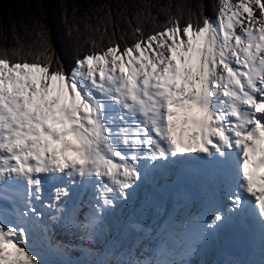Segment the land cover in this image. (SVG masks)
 <instances>
[{
	"label": "snow or ice",
	"instance_id": "6c2138e0",
	"mask_svg": "<svg viewBox=\"0 0 264 264\" xmlns=\"http://www.w3.org/2000/svg\"><path fill=\"white\" fill-rule=\"evenodd\" d=\"M198 7L147 37L137 26L131 45L110 39L70 72L44 45V60L0 56V197L25 186L19 218L0 217V264H43L29 245L47 182L96 186L87 230L139 186L140 162L206 159L227 176L229 216L254 210L264 231V0H217L215 19ZM69 195L57 187L46 206L58 215ZM229 216L213 209L201 232Z\"/></svg>",
	"mask_w": 264,
	"mask_h": 264
},
{
	"label": "bare ground",
	"instance_id": "6f19581e",
	"mask_svg": "<svg viewBox=\"0 0 264 264\" xmlns=\"http://www.w3.org/2000/svg\"><path fill=\"white\" fill-rule=\"evenodd\" d=\"M198 184H202V181L195 183V186ZM61 187L70 191L68 197H62V207L70 204L72 209H63L57 215L54 209L46 206L54 202L56 187L52 184L45 186L44 204L36 203L42 215L38 218V226L34 228V242L29 247L38 254L43 264L57 261L62 264H85L89 259L96 260L89 264H187L193 258L194 246L200 242L201 224L196 225L195 219L205 217L207 211L215 209L213 205L204 206L208 198L194 200L196 192L190 188H180L161 196L150 210H144L138 201L128 207L123 203L120 212L115 211L121 216L117 218L114 214L111 224L107 226L111 227L109 233L106 235L105 229L99 230L104 236L101 238L103 241L97 243L96 231L92 230L94 226L87 230L80 226L93 215L96 186L82 183L77 178L76 182H65ZM12 208L18 219L24 205L19 206L15 202ZM5 211L11 210L6 208ZM104 211L109 212V208ZM130 211L134 215L133 226L127 223ZM51 217L54 221L48 224ZM99 222L97 220L96 224ZM138 222L143 223L137 225ZM73 236L78 244L72 245ZM236 240L237 237L231 236L229 243H235ZM224 252L213 261L211 257L205 259L203 264H246L248 260L242 253L231 257L226 249Z\"/></svg>",
	"mask_w": 264,
	"mask_h": 264
},
{
	"label": "trees",
	"instance_id": "16d2710c",
	"mask_svg": "<svg viewBox=\"0 0 264 264\" xmlns=\"http://www.w3.org/2000/svg\"><path fill=\"white\" fill-rule=\"evenodd\" d=\"M217 0H0V56L33 61L42 45L55 56L53 68L70 72L76 59L105 49L109 40L131 45L139 26L145 37L162 30L169 11L183 25L199 15L215 19ZM172 5L168 11L165 5ZM183 5V8H181ZM46 36V44L42 39ZM19 53V55H17ZM51 54V53H49ZM59 63H56V62Z\"/></svg>",
	"mask_w": 264,
	"mask_h": 264
},
{
	"label": "rangeland",
	"instance_id": "374dc122",
	"mask_svg": "<svg viewBox=\"0 0 264 264\" xmlns=\"http://www.w3.org/2000/svg\"><path fill=\"white\" fill-rule=\"evenodd\" d=\"M237 31H239V29H237ZM62 208L65 209V210H66V209H72L73 206L70 205V204H67V205L63 206ZM74 244H78V241H77V239L73 236V239H72V245H74ZM90 262H94V263H95L96 260L89 259V260L86 261L85 264H89ZM52 264H62V263H61V261H57V262L52 263Z\"/></svg>",
	"mask_w": 264,
	"mask_h": 264
}]
</instances>
